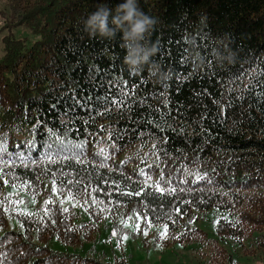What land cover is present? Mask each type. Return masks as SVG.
Returning a JSON list of instances; mask_svg holds the SVG:
<instances>
[{
	"label": "trees",
	"instance_id": "16d2710c",
	"mask_svg": "<svg viewBox=\"0 0 264 264\" xmlns=\"http://www.w3.org/2000/svg\"><path fill=\"white\" fill-rule=\"evenodd\" d=\"M124 2L0 0V31L6 30L0 142L10 154L4 160L14 179L5 184L0 176V238L11 241L4 249L10 250L9 259L12 264H110L48 244L81 248L107 226L117 236L132 237L161 229L153 235L156 244L196 245L206 264H244L235 258L237 250L246 257L264 254V105L244 98L250 79L243 84L231 79L251 65H264V0H138L157 20L150 40L141 43L155 45L157 52L136 72L124 63L122 32L106 39L85 31L84 21L98 7L115 10ZM18 26L37 38L14 37ZM230 52L235 62L220 59ZM151 63L170 78L161 81ZM98 67L105 83L111 78L129 89L135 84L136 98L147 97L144 105H132L122 115L121 109L105 111L106 89L91 92L90 109H72L70 100L66 109L58 102L72 92L88 96L89 70ZM237 95L240 101L233 99ZM152 108L172 109L177 120L170 126L177 131L145 124L141 117ZM69 191L75 203L61 204ZM211 208L222 214L214 238L190 226ZM10 221L18 227L10 228ZM127 222L134 229L139 223L140 231L125 227ZM165 225L168 234L162 238ZM113 262L124 264L122 258Z\"/></svg>",
	"mask_w": 264,
	"mask_h": 264
},
{
	"label": "rangeland",
	"instance_id": "374dc122",
	"mask_svg": "<svg viewBox=\"0 0 264 264\" xmlns=\"http://www.w3.org/2000/svg\"><path fill=\"white\" fill-rule=\"evenodd\" d=\"M3 24L0 18V27ZM6 30L0 31V54L2 53L1 37ZM12 34L16 38H26L29 41L37 38L29 28L18 26L12 29ZM65 203L67 199L65 198ZM75 203V202H71ZM79 217L85 219L83 212L76 208ZM222 214L216 208L208 210L203 217L190 223V226L198 227L204 230L209 238L216 237L215 224ZM130 225V226H128ZM10 228H17L14 221H10ZM128 229H134L131 222L125 223ZM161 229H152L148 235L139 236L127 235V240L121 239L124 234L113 235L111 226L101 227L94 243L85 244L81 248L64 247L55 240L49 241V246L63 251L74 252L80 255H89L108 261L110 264H123L113 262L114 258H122L124 264H206L203 256L200 255L201 249L194 245H174L171 247H161L153 240V235L160 232ZM232 250V247H230ZM235 258L244 264H264V254L257 253L253 256H243L237 250L234 252Z\"/></svg>",
	"mask_w": 264,
	"mask_h": 264
},
{
	"label": "snow or ice",
	"instance_id": "6c2138e0",
	"mask_svg": "<svg viewBox=\"0 0 264 264\" xmlns=\"http://www.w3.org/2000/svg\"><path fill=\"white\" fill-rule=\"evenodd\" d=\"M253 70L256 71V75H252ZM92 72L96 73L95 77L91 75ZM104 75L105 73L102 68L98 67L96 69H90L89 75L87 76V82L90 85H92V87L89 89V95L88 96L81 95L80 97H77L75 92H72L68 95L67 99H65L64 96L59 97L58 102L60 100H63L65 103L66 109L68 107L69 100L72 102L71 103L72 109H75L76 107L90 109V105L93 103L91 92L92 91L99 92L100 89H106L107 94L101 93V96L103 97V101H104L103 108L105 111H111L112 109H121L122 110L121 115H122L123 111L130 110L132 105H141V106L144 105L145 101L147 100V97H145V100H138L136 98L138 96V92L136 91L135 84H133L132 88L129 89L126 83H120L119 85H117V82L111 80V78H109L108 82L105 83ZM178 78H179V74H178ZM231 79L233 80V82H240L241 84H243V81L245 79H250L252 83L244 85V88H243V92L247 93V96H245L244 98L254 99L257 102V104L264 105V65L260 67H257L255 64L251 65L249 68L243 69L240 74H237ZM77 83H79V81H77ZM114 89L116 90V93H117L115 97L112 95V92ZM80 91L81 93L84 92L83 86H81ZM100 98H101L100 96H97L95 99L99 100ZM233 99L236 101H240L241 96L237 95L233 97ZM52 107L56 108V105L54 104L52 105ZM149 107H152V106H149ZM175 111L177 112L178 116L183 115V112L180 111L179 102H176ZM141 119H143L145 124H153L154 126L159 127L160 131H164L166 127L170 131H173V132L177 131L176 128L170 126V122L174 123L177 120V117L172 115V109H165L162 111L160 108H152V111L149 112L148 117H141ZM118 138H119V134H118ZM28 147L31 148V147H34V145H30ZM5 155H10V154L7 152L6 146H4L2 142H0V176L4 177L3 183L5 184H9L10 182L14 183V179L9 174V170L6 167L7 161L4 160ZM17 158H22L20 153H17ZM202 178L203 177H201V179ZM61 183L62 184L67 183L71 185L73 181L62 180ZM57 192L62 194V190L54 189V193H57ZM129 195H131V193H129ZM136 195H140V193L137 192ZM66 199H67V202L71 203L75 200V197L72 196L71 192L69 191V194ZM34 202L35 201H33V203ZM64 202L65 201L62 200L60 203L63 204ZM16 203H19V201H17ZM46 203L52 204L53 201L49 200ZM45 211L47 212L48 210L45 209ZM61 211L68 212L69 209L62 208ZM176 211L177 213H179V209H176ZM20 215L24 216V215H32V214L21 212ZM137 219L138 220L140 219L139 215L137 216ZM145 221L147 224L149 225L151 224V221L147 220V218H145ZM53 223H55V221H53ZM134 230L137 232L140 231L139 223L136 224ZM143 234L147 236L148 232L144 231ZM167 234H168V226L165 225L163 232H161V237L167 238ZM113 235H115V233H113ZM127 238H128L127 235H124L121 237V239L123 240H127ZM179 238L180 237H176V239H179ZM10 242L11 241L9 240L7 236H5L4 238H0V264H12V261L9 259L10 250H7V251L4 250L6 248L7 243H10Z\"/></svg>",
	"mask_w": 264,
	"mask_h": 264
},
{
	"label": "clouds",
	"instance_id": "9594fccd",
	"mask_svg": "<svg viewBox=\"0 0 264 264\" xmlns=\"http://www.w3.org/2000/svg\"><path fill=\"white\" fill-rule=\"evenodd\" d=\"M156 24V19L142 11L138 0H126V2L117 5L115 10L107 5H101L84 21L85 31L90 37L99 36L114 39L118 33H123L121 46L126 49L124 63L132 72L142 70V66L149 64L151 57L156 54L155 45L149 46L147 42L141 43V41L150 40ZM220 59L232 63L235 62L236 54L230 52L228 56L221 55ZM150 70L154 74L158 73L161 81L170 78L169 73L162 72L156 63H151Z\"/></svg>",
	"mask_w": 264,
	"mask_h": 264
}]
</instances>
